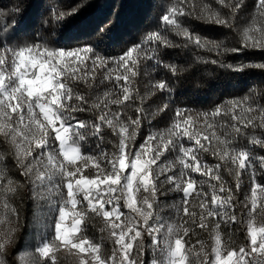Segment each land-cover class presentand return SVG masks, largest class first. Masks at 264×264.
I'll return each instance as SVG.
<instances>
[{
  "label": "snow or ice",
  "instance_id": "obj_1",
  "mask_svg": "<svg viewBox=\"0 0 264 264\" xmlns=\"http://www.w3.org/2000/svg\"><path fill=\"white\" fill-rule=\"evenodd\" d=\"M181 3L162 16V30L117 56L99 42L57 47L25 29L18 6L0 10V264H15L26 198L57 214L53 238L35 249L51 264L60 249L71 264H264V87L209 111L173 108L177 83L200 64L264 69L224 60L264 54V0L243 27L246 0ZM186 19L234 31L239 46L202 36ZM175 49L212 56L180 63L167 56ZM98 220L100 242L88 235ZM237 224L249 241L238 250Z\"/></svg>",
  "mask_w": 264,
  "mask_h": 264
},
{
  "label": "trees",
  "instance_id": "obj_2",
  "mask_svg": "<svg viewBox=\"0 0 264 264\" xmlns=\"http://www.w3.org/2000/svg\"><path fill=\"white\" fill-rule=\"evenodd\" d=\"M196 2L199 4V0ZM246 4L247 7L241 12V18L238 20L241 27L246 25L251 13L255 11V0H246ZM13 6H18L20 9V15L24 19V27L27 31L33 35L40 32L49 41L60 40L61 43L56 45L57 47L76 46L75 44H65L67 40H76L81 45L99 42L102 52L110 56H117L129 46L139 43L147 33L162 30L164 25L161 18L167 13V10L183 5L181 0H0V10ZM76 7L79 8V11L76 15H72V9ZM57 12L68 13V15L57 21L55 20ZM3 22L0 19V23ZM185 22L202 36L224 40L228 47L239 46L238 37L234 31L201 24L195 20L186 19ZM26 38L31 41V36ZM193 55L212 56V54L203 51L192 53L182 52L179 49L167 51V56L170 59L180 63L190 60ZM224 60L231 64L264 63V54L258 50L229 53L224 57ZM197 67L198 70L194 74L186 75L177 83L173 96V108L179 106L193 111H209L226 100L243 97L253 87H264V69L247 68L243 72H233L211 64H200ZM170 116L171 113L158 117L155 126H167ZM257 135L260 133L257 132ZM207 159L209 162H213L210 157ZM243 188L245 193L248 192L247 175L243 177ZM241 198H243V193ZM171 202L172 197L167 203ZM56 215L50 211L46 201L40 202L37 206L36 202L26 198L22 211L24 226L18 235V243L14 250L15 256H19L27 248H32L29 260L32 263L36 262L33 258L36 257L34 248L38 238L43 236V233L50 237L53 235V220ZM162 215L169 216L171 212L166 210ZM256 223L259 225V217H257ZM102 226V222L98 220L95 228H89L88 235L96 242H100V237L106 235L99 232V228ZM232 231L234 233L233 247L237 250L240 246L247 248L249 241L246 238V224L233 225ZM201 238L206 240V234ZM195 239V237L192 238L193 243ZM111 249V241L104 240V254L110 255ZM55 255L58 264H71L72 257L67 254L66 250L55 251ZM15 256L12 257L15 264H20V260L15 259ZM150 258V255L146 257V259ZM40 264H51V258L45 259Z\"/></svg>",
  "mask_w": 264,
  "mask_h": 264
},
{
  "label": "rangeland",
  "instance_id": "obj_3",
  "mask_svg": "<svg viewBox=\"0 0 264 264\" xmlns=\"http://www.w3.org/2000/svg\"><path fill=\"white\" fill-rule=\"evenodd\" d=\"M66 226H69V225H66ZM53 236H54V233H53V235H51V237L50 236H47L46 233H43V236H40L38 238V242H37L36 247L34 249H36L37 247H41L45 241L51 240L53 238ZM31 252H32V248H27V249H25L24 251H22L19 254L20 264H35V262L32 263L29 260V258L31 257L30 256L31 255ZM35 253H36V257L33 258L35 261L39 260L40 262H43L45 259L51 258V256H49V257H41L40 254L37 253L36 251H35Z\"/></svg>",
  "mask_w": 264,
  "mask_h": 264
}]
</instances>
